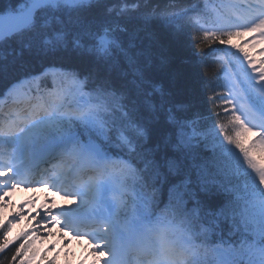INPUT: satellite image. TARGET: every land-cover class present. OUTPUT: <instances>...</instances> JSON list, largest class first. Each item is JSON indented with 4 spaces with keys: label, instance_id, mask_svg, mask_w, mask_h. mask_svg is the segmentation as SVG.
<instances>
[{
    "label": "snow or ice",
    "instance_id": "snow-or-ice-1",
    "mask_svg": "<svg viewBox=\"0 0 264 264\" xmlns=\"http://www.w3.org/2000/svg\"><path fill=\"white\" fill-rule=\"evenodd\" d=\"M101 7L103 0L0 3V78L26 77L4 93L0 112V209L18 190L49 193L0 221L3 229L20 217L32 222L11 264H30L34 245L56 235L53 225L60 237L88 241L89 264H264V46L256 48L264 45V0H221L215 32L204 34L237 57L217 97L237 129L227 143L190 134L189 104L158 83L167 59L151 17L107 23L90 14ZM184 15L165 14L177 38ZM29 56L48 67L31 75L21 67ZM3 235L0 252L11 243Z\"/></svg>",
    "mask_w": 264,
    "mask_h": 264
},
{
    "label": "trees",
    "instance_id": "trees-1",
    "mask_svg": "<svg viewBox=\"0 0 264 264\" xmlns=\"http://www.w3.org/2000/svg\"><path fill=\"white\" fill-rule=\"evenodd\" d=\"M168 1L185 4L190 0H148L144 10H133L128 16L118 18V22L119 24H127L134 18L139 20L144 16L151 17L150 31L158 42L157 50L160 56L167 59V64L163 66L158 83L165 90L181 94V98L190 106L189 119H191L195 115L203 116L215 109L213 90L216 86L217 67L207 55L208 43L200 42L186 28L179 29V37L177 38V29L173 25H168L155 18L153 6L164 5ZM3 2L4 0H0V3ZM107 8L109 7L103 4V7L92 10L90 14L99 15L107 23H111L107 17L113 13H107ZM7 47L12 50L19 49L16 41H10ZM43 64L47 63L38 57L29 56L24 59L21 67L26 71H34ZM20 73L23 72L14 71L7 77L0 78V87L4 81L14 79ZM12 245L9 246V250L0 252V264H11V258L17 244Z\"/></svg>",
    "mask_w": 264,
    "mask_h": 264
},
{
    "label": "rangeland",
    "instance_id": "rangeland-1",
    "mask_svg": "<svg viewBox=\"0 0 264 264\" xmlns=\"http://www.w3.org/2000/svg\"><path fill=\"white\" fill-rule=\"evenodd\" d=\"M264 45H256V48H260ZM230 48V47H229ZM229 50V49H228ZM238 50L236 49V52ZM253 56L256 57L257 60L260 59L259 54L256 52V54H254ZM189 132L190 134L194 135V136H198L199 133L201 134H205L204 132H199L198 129V125L196 123H191V127L189 128ZM216 129L215 128H211L210 130V134L213 136L215 135ZM217 141L219 140V136L216 137ZM210 142V140H209ZM227 143V142H224ZM0 211H2L1 213L4 214L6 217H10L12 214H14V211L9 209H0ZM11 229L20 231L21 230V224L20 223H12L10 225ZM35 246H38V251H37V255L30 261V264H42L44 262H47L48 260H59L62 262H69L71 264H89V262L92 259L89 258H83L85 255L80 253V250H77L76 248L74 249H70V248H66L64 250H58L56 248L55 245H52L51 248L48 247V245L46 244V242L43 243H36ZM41 253H43V259L41 258Z\"/></svg>",
    "mask_w": 264,
    "mask_h": 264
},
{
    "label": "bare ground",
    "instance_id": "bare-ground-1",
    "mask_svg": "<svg viewBox=\"0 0 264 264\" xmlns=\"http://www.w3.org/2000/svg\"><path fill=\"white\" fill-rule=\"evenodd\" d=\"M45 195H48V194H36V193H31V196H37V199H39V201H38V203H39V205L37 206L36 204H35V207H39L40 206V204H41V202H42V199H43V197L45 196ZM23 201V199H21V198H15L12 202H22ZM9 203H10V201H9ZM33 211L35 210V208H33L32 209ZM21 218H23V217H20L19 219H21ZM25 218V217H24ZM25 220H26V218H25ZM28 222H31V221H26L25 222V224L26 223H28ZM42 223H44V221H42ZM31 224H32V222H31ZM43 225V224H42ZM51 231H52V228H51ZM47 238H51V239H56V238H53L51 235L50 236H48ZM58 239H70V237L68 236V234H66L65 233V235H64V237H60V236H58L57 237Z\"/></svg>",
    "mask_w": 264,
    "mask_h": 264
}]
</instances>
